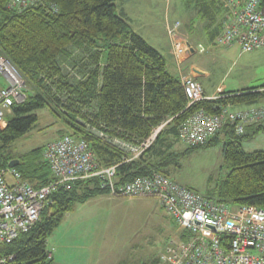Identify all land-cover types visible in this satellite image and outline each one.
<instances>
[{
	"label": "trees",
	"instance_id": "1",
	"mask_svg": "<svg viewBox=\"0 0 264 264\" xmlns=\"http://www.w3.org/2000/svg\"><path fill=\"white\" fill-rule=\"evenodd\" d=\"M185 1L193 3L207 28L214 25L217 34L221 31L227 13L222 0ZM7 4L8 0H0V54L25 80L27 97L11 106L6 126L0 128V170L18 158L15 168L34 187L53 179L43 158L44 145L15 156L11 144L34 125L38 118L34 110L41 106L51 107L68 125L59 137L71 134L85 139L102 165L119 163L116 176L128 181L152 170L169 174L167 167L179 157L172 151L180 140L177 127L195 110L219 113L228 104L249 105L264 99L263 84L223 91L217 99L187 107L179 76L168 70L165 56L133 30L116 0H43L20 9ZM257 9L264 12V0H258ZM78 73L82 77L76 80ZM166 119L155 141L137 159L122 162L125 153L108 140H142ZM254 125L264 131L263 123ZM100 131L107 137H99ZM217 133L204 146L221 139L224 158L231 166L208 196L264 207V150L242 147V140L254 134H237L230 124ZM104 193L106 189L95 178L75 180L67 190L56 189L27 232L0 243V255H13L10 264H50L47 238L65 213L76 202ZM146 264H159V259Z\"/></svg>",
	"mask_w": 264,
	"mask_h": 264
},
{
	"label": "built area",
	"instance_id": "2",
	"mask_svg": "<svg viewBox=\"0 0 264 264\" xmlns=\"http://www.w3.org/2000/svg\"><path fill=\"white\" fill-rule=\"evenodd\" d=\"M227 8L221 31L215 36L216 45L237 43L243 52L264 47V12L257 9L258 0H222ZM43 0H8L7 6L25 8ZM174 26V30L172 27ZM180 22L167 28L172 40L171 53L178 65L191 53L203 52L202 45L192 47L177 31ZM186 55V57H184ZM184 57V58H183ZM180 75V74H179ZM0 76L6 84L0 86V128L6 126L5 115L13 104L26 100L27 85L15 66L0 54ZM187 98V107L200 100L217 99L204 94L202 85L192 76H179ZM264 118V107L234 110L229 104L219 113L195 110L177 127L180 141L189 147L204 146L226 124L242 134L244 124ZM169 119L153 127L142 140L108 139L125 153L122 162L139 158L152 145ZM99 137H107L100 131ZM43 158L48 162L53 179L34 187L22 179L15 168L0 170V243H9L27 232L39 219L49 196L58 188L70 189L75 180L95 178L100 188L113 196H148L177 224L180 240H169L159 253V264H264V207L249 204L236 205L196 193L168 175L152 170L119 181L116 168L119 163L102 165L88 142L71 134L47 142ZM14 256L0 255V264H10Z\"/></svg>",
	"mask_w": 264,
	"mask_h": 264
},
{
	"label": "rangeland",
	"instance_id": "3",
	"mask_svg": "<svg viewBox=\"0 0 264 264\" xmlns=\"http://www.w3.org/2000/svg\"><path fill=\"white\" fill-rule=\"evenodd\" d=\"M126 4L134 18H144L143 22L147 20L155 23L154 27L163 31L170 56L173 57L169 31L175 28H167L176 21H180L177 31L182 38L193 44L194 48L197 44L202 45L203 52L196 49L192 56L191 53L184 56L186 58L182 65H178L180 71L175 64L178 76H192L190 65L210 68L208 64L214 63L208 62L206 58L213 51L223 55H220L217 64L219 71L223 70V82L228 89L264 84V50L261 48L241 53L238 49H227L211 41L206 43L203 20L197 16L196 8L191 3L187 4L185 0H128ZM211 68H214L211 78L214 81L218 70L212 65ZM80 75L78 73L75 79L82 77ZM198 82L203 86L201 80ZM5 84L0 76V86ZM217 89L219 92L220 88ZM209 96L215 98L217 93ZM258 106L264 107V99L255 104H237L232 108L241 110ZM34 111L38 117L34 125L11 144L15 156L45 145L68 129L62 116L48 105ZM5 118L8 116L5 115ZM255 123L264 124V118L244 124L245 134H254L242 140L245 151L264 150V131H258ZM248 125L254 126L245 130ZM217 135L221 136L219 133ZM187 147L182 141H175L172 151L179 157L176 164L172 162L167 167L168 176L196 193H213L231 166L223 155V141L219 139L209 146L191 147L193 149L189 150H186ZM231 206L234 210L236 205ZM177 228V224L154 197L97 194L84 202H76L53 229L47 238V250L51 253L48 260L50 264H146L159 256L167 241L181 239L176 233Z\"/></svg>",
	"mask_w": 264,
	"mask_h": 264
},
{
	"label": "crops",
	"instance_id": "4",
	"mask_svg": "<svg viewBox=\"0 0 264 264\" xmlns=\"http://www.w3.org/2000/svg\"><path fill=\"white\" fill-rule=\"evenodd\" d=\"M116 1H117L118 5L121 7L122 12H124V14L129 18V23H130L131 27L133 28V30L136 31L137 33H139L140 35H142V37H144V39L150 45H152L163 56H165L168 70L172 74L178 76V72H177V69L175 66L174 58L168 54V43H167L166 37L163 34V31H161V29H160V31H161L160 32L159 29L155 28L154 27V26H156L155 23L152 24L151 22H148L146 19H145L146 22H143L142 20H144V18H140L139 20L137 18H134L132 13L129 11L128 6L126 4V2L128 0H116ZM119 3H121V4H119ZM190 3H191V5H193L192 2H190ZM222 9H223V7H222ZM213 27H214V25H212V27L210 26L207 28L206 24L203 22V29H204V35H205L206 43H209L211 41L212 37L215 34H217V32H218L217 30H214ZM223 46H225L227 49H238L239 52L242 53V51L240 50V47L237 43H234L232 45H223ZM262 50H264V47H262ZM209 53L210 54L207 56L206 59L210 60V61L208 60V62L214 63L211 65L216 67V69L218 70V75L214 78V81L211 80V78L213 76V69L214 68H211L210 64H208L210 66V68L204 67L203 65H200L197 67H195L194 65H190V68L193 71L192 76H194L195 80L200 79L201 82H203L202 87H203L204 94L209 96V95L218 93L217 87L220 88L222 91H238V90L240 91L242 89H245V88H230V89H228V86L226 85V83L223 82V79H224V75L222 73L223 70L219 71L220 67L217 64L218 58H220V55H222V54H218L217 52H213V51H211ZM193 54H195V51L191 52L190 56H192ZM195 68H197V69H195ZM200 80H198V81H200ZM253 87H256V86H253ZM246 88H250V87H246ZM247 131L250 132L251 130H247Z\"/></svg>",
	"mask_w": 264,
	"mask_h": 264
},
{
	"label": "water",
	"instance_id": "5",
	"mask_svg": "<svg viewBox=\"0 0 264 264\" xmlns=\"http://www.w3.org/2000/svg\"><path fill=\"white\" fill-rule=\"evenodd\" d=\"M191 52H194V50L191 49ZM10 151H11V150H8L7 153H10ZM19 162H20V161H19L18 158H12V159L9 160V162H8V166H10V167H15L16 165L19 164Z\"/></svg>",
	"mask_w": 264,
	"mask_h": 264
}]
</instances>
